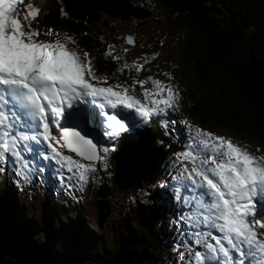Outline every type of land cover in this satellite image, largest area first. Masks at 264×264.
<instances>
[{
    "label": "snow or ice",
    "instance_id": "6c2138e0",
    "mask_svg": "<svg viewBox=\"0 0 264 264\" xmlns=\"http://www.w3.org/2000/svg\"><path fill=\"white\" fill-rule=\"evenodd\" d=\"M60 11L69 15L66 7ZM40 15L41 8L28 0H0V172L11 162L15 175L29 182L27 170L39 160V173L55 165L57 174L68 173L83 191L100 168L109 167L114 140L137 134L153 119L171 136L177 122L169 110H179L180 96L159 80L153 81L155 91L144 88L150 77L130 86L109 85L73 36L32 27ZM137 84L143 100L129 93ZM180 123L190 131L178 141L183 150L174 153L171 166L178 174L157 195L180 203L174 223L186 237L182 222L194 206L189 197L200 204L202 219L195 249L190 237L187 245L181 242L185 251L173 264H264V231L256 230L257 225L264 230V155L187 120Z\"/></svg>",
    "mask_w": 264,
    "mask_h": 264
},
{
    "label": "rangeland",
    "instance_id": "374dc122",
    "mask_svg": "<svg viewBox=\"0 0 264 264\" xmlns=\"http://www.w3.org/2000/svg\"><path fill=\"white\" fill-rule=\"evenodd\" d=\"M34 0H28L33 3ZM114 8L124 7L129 5L132 12H137L143 18L130 16L126 20H122L114 16H108L103 12L98 11V20L94 21L88 26V35L98 39L105 49V57L111 59L118 65L117 71L112 76H108V84L115 85L117 83L132 85L136 80H144L150 77L144 88L155 91L153 81L159 80L164 84L171 85L174 90L178 91L180 99L179 110H169L170 116L176 120L175 130L171 136H166L170 140H175L177 143V150L173 151L169 156L160 158V152L156 145L146 142V151L151 156L155 165H157V174L155 176L147 175L142 178L140 182L132 186H122L115 182L118 177L116 166H122V173L125 175L123 180L129 181L127 161L116 151L111 154L109 167L107 170L100 168L94 179H90L81 191L79 184L75 179L69 181L67 179L68 173H64L62 178L58 173L55 165L46 172L39 173L36 169L39 160L34 161L32 166L27 171L29 172V182H25L15 175L12 163L6 165L7 170L0 172V190L4 189L5 195L0 194V200L9 201L11 197L16 199V208L19 207V212L16 216L18 224L33 221V226L41 223L43 229L51 227L56 228V221L54 216L45 215V205L50 200H54L58 207L61 208V203L64 201L69 205L64 206L66 211H63V221H75L70 214L75 217L79 215L84 222V226L92 233L94 240L90 239V234H87V239L83 243V257L80 264H105L112 262L118 255H113L115 247L114 242L119 238L122 226L125 222H129L130 230L137 229L135 213L136 209H142L147 212L154 208L157 203V197L163 199L165 206L168 208V215L166 221L161 225L153 226L152 232L156 233L164 241L159 254L155 255L152 261L154 264H173V261H179V252L185 251L184 245L189 243V237L193 240L192 247L195 249V231L201 228L200 220V204L189 197V203L194 205L191 212L182 222L183 232L188 233V237L182 234L178 229L181 225L174 222L181 215V205L179 202L173 200L169 203L165 198L158 196L162 190L159 187L161 184L173 183L172 176L178 174V170L172 168V163L175 159L174 153L182 151L181 143L189 133L187 125L181 124V120L189 121L194 127L213 132L217 135L229 137L235 143L244 146L247 145L248 151L257 155H264V144L256 135L257 131H242L237 129H225L223 126L210 122L209 124L202 121L203 114L197 113L194 109L196 106L207 112L209 109H215L216 105H233L239 106L240 102L230 87L231 77L229 74H221L217 77L216 84L213 88L203 89L197 81V74L195 66L185 60L184 51L188 42L195 39L196 32L193 28L186 26L180 18L182 13H174L171 9L163 5L158 0H108ZM23 20V15H21ZM39 17L32 21V27L39 28ZM27 21L24 25L27 28ZM41 40L54 39L41 35ZM127 40H132L135 45H130ZM195 42V43H194ZM199 39L196 38L192 43L197 45ZM109 46H112L111 48ZM69 47H74L69 45ZM110 53V54H109ZM95 55V54H94ZM119 57V59H114ZM98 60V59H97ZM142 66V68L140 67ZM95 83V82H94ZM143 89L139 84L136 85L133 92L129 88V93L137 96L143 100ZM238 110L239 108H234ZM158 123L155 119L143 128H138L136 133L150 128L151 124ZM159 124V123H158ZM194 127L192 131H194ZM250 128L252 126H249ZM162 130V129H161ZM250 130V129H248ZM252 130V129H251ZM250 130V131H251ZM254 132V133H253ZM132 135V141H141L136 135ZM58 135V133H57ZM126 135L123 140H127ZM174 142V141H173ZM114 143V141H113ZM121 143V140L120 142ZM124 146V145H123ZM260 151H257V149ZM117 150V149H116ZM65 154H68L66 150ZM29 155L28 153H25ZM100 154L103 155L102 150ZM74 156V154H72ZM78 159V158H77ZM87 163V161H84ZM43 163H48L44 161ZM103 162H101L102 164ZM191 165L189 164V167ZM159 175V177H158ZM47 177L45 180L43 177ZM50 182L52 186L49 185ZM107 182L112 188V192L108 199H100L97 191L99 186ZM183 191L182 184L176 182ZM71 184V186H69ZM155 186V187H151ZM46 191H50V195H46ZM172 190L169 189V192ZM5 198V199H3ZM104 202L108 206L106 210L100 211L98 203ZM18 204V207H17ZM49 202V206H50ZM15 209V208H13ZM188 212V208L183 209ZM16 211L13 210L11 214L14 215ZM104 216V219L102 217ZM50 221V222H49ZM49 222V223H48ZM34 227L23 228L21 237L35 235ZM257 231H264L256 226ZM41 232V231H40ZM38 232V234L40 233ZM125 239L128 237L127 232H124ZM37 235V234H36ZM46 234L40 233L39 237L45 239ZM210 240V238H208ZM124 240V239H123ZM122 242L124 243L125 241ZM213 244L214 241H210ZM173 249H176L173 251ZM200 250H203L201 247ZM120 252V251H119ZM133 255V254H132ZM194 256V252L192 253ZM134 259V255H133ZM133 262V261H132Z\"/></svg>",
    "mask_w": 264,
    "mask_h": 264
},
{
    "label": "trees",
    "instance_id": "16d2710c",
    "mask_svg": "<svg viewBox=\"0 0 264 264\" xmlns=\"http://www.w3.org/2000/svg\"><path fill=\"white\" fill-rule=\"evenodd\" d=\"M158 1L174 13L183 12L180 20L196 32L195 39L198 38L199 42L197 45L192 43L195 39L188 42L184 58L188 63L194 64L197 81L201 87L211 90L219 75L229 74L231 77L230 87L240 102L239 106L216 105L213 107L215 109H209L207 112L196 106V112L203 114L202 121L207 124L215 122L225 129L246 130L249 133L257 131L256 135L264 144V107L255 100L252 92L240 85L252 64L264 67V0ZM33 3L41 8L39 28L42 33L46 28H54L62 34L73 36L80 49L90 53L98 74L112 76L117 71L118 65L105 57L102 43L88 35L87 24L61 14L60 9L64 7L61 0H34ZM236 107L239 109H234ZM139 137L142 141L157 143L161 159L176 150V141L167 138L158 124L152 123ZM161 140L163 144L159 143ZM126 141L115 143L118 151ZM157 172V165H154L145 176L156 177ZM109 187L107 182L104 186H99L97 194L100 199L109 198L113 186ZM2 193H5L4 189L0 190V194ZM46 195H50V191H46ZM49 202L45 205V215L54 216L57 224L55 229L51 227L50 221L49 229H43L41 223L33 226L31 220L18 224L16 216L19 207L17 204L16 208V199L11 197L9 201L0 200V264L81 263L84 251L82 246L87 234H90V239L94 240L95 237L84 226L79 215L74 217L70 214L75 221H63V211H66L64 206L69 205L67 202L60 201L63 205L61 208L54 200ZM13 210L16 211L14 215L11 214ZM167 211L163 199L158 197L154 208L149 211L136 209L137 229L132 231L129 222L124 223L119 238L114 242L113 255H117L124 248L126 252L134 255L132 264H154L152 261L155 255L159 254L164 241L152 232L151 225L158 226L165 222ZM29 225L34 227V237L27 235L20 238L23 228ZM38 232L46 234L44 240L39 237ZM124 232L128 234L126 239Z\"/></svg>",
    "mask_w": 264,
    "mask_h": 264
},
{
    "label": "water",
    "instance_id": "95a60500",
    "mask_svg": "<svg viewBox=\"0 0 264 264\" xmlns=\"http://www.w3.org/2000/svg\"><path fill=\"white\" fill-rule=\"evenodd\" d=\"M64 7L67 8L69 16L73 19L91 24L97 19V12H104L108 16H113L116 14V17L126 20L130 16H136L138 18H143L142 15L137 12H132L128 4H125L122 8H114L108 0H62ZM183 12L179 11L176 14ZM183 16V15H182ZM127 43L134 45L135 43L132 40H127ZM240 85L254 94L255 100L264 107V68L254 63L250 67L248 73L242 78ZM121 156H127L133 162L131 167H128V175L130 180L125 182L123 180L122 166L117 164L116 170L118 177L115 179V182L124 186H132L137 184L142 180L145 174L152 169L153 161L151 156L146 151V143H127L124 147L121 148ZM123 176V177H122ZM98 208L100 211L106 210L108 206L106 203H98ZM104 219V216L102 217ZM133 255L129 252H126L123 249L120 250L118 255L114 258L112 262L105 264H132Z\"/></svg>",
    "mask_w": 264,
    "mask_h": 264
},
{
    "label": "bare ground",
    "instance_id": "6f19581e",
    "mask_svg": "<svg viewBox=\"0 0 264 264\" xmlns=\"http://www.w3.org/2000/svg\"><path fill=\"white\" fill-rule=\"evenodd\" d=\"M258 65H259V64H258ZM259 66H261V67H262V65H259ZM263 68H264V67H263ZM121 155H123V154L121 153ZM123 159H124V161H125V159H126L128 167H131L130 165H132V164H133V162H131V163H130V161H131V160H128L129 158H128L127 156H124V158H123Z\"/></svg>",
    "mask_w": 264,
    "mask_h": 264
}]
</instances>
